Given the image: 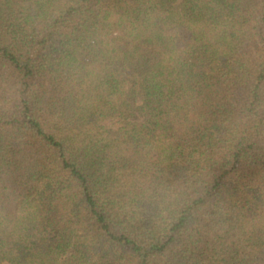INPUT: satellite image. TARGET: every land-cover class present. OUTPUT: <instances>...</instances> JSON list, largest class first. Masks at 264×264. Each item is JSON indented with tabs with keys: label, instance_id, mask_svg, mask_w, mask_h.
<instances>
[{
	"label": "trees",
	"instance_id": "obj_1",
	"mask_svg": "<svg viewBox=\"0 0 264 264\" xmlns=\"http://www.w3.org/2000/svg\"><path fill=\"white\" fill-rule=\"evenodd\" d=\"M0 263L264 264V0H0Z\"/></svg>",
	"mask_w": 264,
	"mask_h": 264
},
{
	"label": "rangeland",
	"instance_id": "obj_2",
	"mask_svg": "<svg viewBox=\"0 0 264 264\" xmlns=\"http://www.w3.org/2000/svg\"><path fill=\"white\" fill-rule=\"evenodd\" d=\"M0 264H4V263H0Z\"/></svg>",
	"mask_w": 264,
	"mask_h": 264
}]
</instances>
